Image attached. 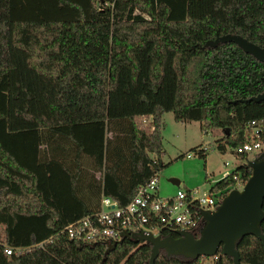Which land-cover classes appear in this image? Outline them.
<instances>
[{"label":"trees","instance_id":"1","mask_svg":"<svg viewBox=\"0 0 264 264\" xmlns=\"http://www.w3.org/2000/svg\"><path fill=\"white\" fill-rule=\"evenodd\" d=\"M226 33L264 47V0H0V125L13 133L39 129L44 165L64 171L80 205L76 216L61 215L38 172L0 137V240L29 246L19 255L0 246V264L148 262L152 244L136 240L138 231L85 240L62 228L97 211L102 191L125 203L165 165L164 111L199 121L203 133L222 130L221 152L244 141L248 120L264 121V100H239L264 89V62L233 41L204 45ZM81 125L104 129L100 149L86 152L75 130ZM197 154L205 158L206 150ZM239 159L211 190L234 185V175L247 179V154ZM19 216L43 218L46 233L14 235ZM160 234L178 230L165 226ZM235 247L240 264H264L256 235L240 236ZM218 253L215 264H231ZM199 258L159 248L153 264Z\"/></svg>","mask_w":264,"mask_h":264},{"label":"rangeland","instance_id":"2","mask_svg":"<svg viewBox=\"0 0 264 264\" xmlns=\"http://www.w3.org/2000/svg\"><path fill=\"white\" fill-rule=\"evenodd\" d=\"M161 121L162 145L165 151L161 156L165 165L157 171L158 189L161 195L172 194L178 187L185 189L199 187L198 193H205L225 170L231 171L236 164L241 162V159L235 158L229 150L221 152L216 147L221 142L222 130L214 129L203 133L199 121H177L171 111H164ZM75 130L78 135L84 138L86 152L93 150L94 146L100 149V140L105 135L102 127L91 126L90 128L81 125L77 126ZM0 137L25 163L38 172L41 184L46 187L49 196L51 195L55 200L60 214L67 218L76 216L79 213L80 205L70 195L66 174L53 165H44L41 131L34 129L13 133L7 131L4 124H1ZM200 144L208 146L205 158L194 150V147ZM188 152L192 155L187 156ZM249 158L253 157L249 156ZM225 159L229 161V164L224 165ZM172 177L178 179V184H174ZM15 223L13 234L20 238H27L30 233L41 236L47 231L43 218L19 216Z\"/></svg>","mask_w":264,"mask_h":264},{"label":"built area","instance_id":"3","mask_svg":"<svg viewBox=\"0 0 264 264\" xmlns=\"http://www.w3.org/2000/svg\"><path fill=\"white\" fill-rule=\"evenodd\" d=\"M245 139L234 148L226 147L230 153L239 158L240 154L255 157L264 149V121L263 119H250L245 124ZM208 149L207 145H199L195 152ZM192 153L188 152L187 156ZM224 165L229 164L227 159ZM239 164V163H238ZM237 165V164H236ZM225 170L222 176L228 174ZM236 183L227 188L198 193V188L178 187L174 193L161 195L158 189V174L135 187L133 196L125 203L120 204L111 195L102 191L99 208L97 211L79 216L68 221L62 228L69 237L85 240L118 239L127 229L138 232H150L153 235L160 234L162 227H170L176 230L193 231L202 225V209L213 210L220 203L222 197L232 188H238L244 184V180L238 178ZM43 241L36 243L42 245ZM0 246L6 254L19 255L28 245H12L0 240ZM218 251L211 255H201L197 264H215L218 259Z\"/></svg>","mask_w":264,"mask_h":264},{"label":"water","instance_id":"4","mask_svg":"<svg viewBox=\"0 0 264 264\" xmlns=\"http://www.w3.org/2000/svg\"><path fill=\"white\" fill-rule=\"evenodd\" d=\"M219 41H233L245 52L264 62V47L248 40L239 34H221L207 39L204 45H216ZM240 101L264 100V89ZM236 101V100H233ZM250 175L241 188L230 189L221 199L215 209H202V225L196 236L193 231L178 230V235H153L150 232H139L136 240L149 241L152 244L149 260L145 264H153L159 248L168 254H183L198 258L201 255H211L219 249L232 257L231 264H240V255L235 247L237 238L252 233L264 244V234L260 222L264 217V149L253 158L247 159ZM178 182V179H173ZM116 241L110 242L108 249Z\"/></svg>","mask_w":264,"mask_h":264},{"label":"crops","instance_id":"5","mask_svg":"<svg viewBox=\"0 0 264 264\" xmlns=\"http://www.w3.org/2000/svg\"><path fill=\"white\" fill-rule=\"evenodd\" d=\"M187 121H190V120H187ZM187 121H183V122H187ZM161 123H162V121H161ZM207 132H209V131H207ZM161 135H162V134H161ZM149 154H150V156H151L153 159L156 158V154H155L154 152H150ZM161 161H162V160H161ZM163 163H164V162H163ZM221 177H222V176H221ZM221 177H219V178H221ZM219 178H216L215 181H216L217 179H219ZM171 179H172V181H173V179H176V178L172 177ZM178 182H179V181H178ZM178 182H174V184H178Z\"/></svg>","mask_w":264,"mask_h":264}]
</instances>
